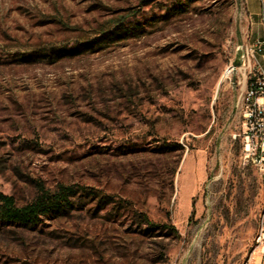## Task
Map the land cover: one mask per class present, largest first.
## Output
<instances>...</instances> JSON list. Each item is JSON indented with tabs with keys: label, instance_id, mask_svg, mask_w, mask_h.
<instances>
[{
	"label": "rangeland",
	"instance_id": "374dc122",
	"mask_svg": "<svg viewBox=\"0 0 264 264\" xmlns=\"http://www.w3.org/2000/svg\"><path fill=\"white\" fill-rule=\"evenodd\" d=\"M255 1L0 0V193L76 192L0 223V264H264L244 69L224 78Z\"/></svg>",
	"mask_w": 264,
	"mask_h": 264
},
{
	"label": "built area",
	"instance_id": "2783aa9c",
	"mask_svg": "<svg viewBox=\"0 0 264 264\" xmlns=\"http://www.w3.org/2000/svg\"><path fill=\"white\" fill-rule=\"evenodd\" d=\"M259 3L264 31V0H259ZM258 55L264 59V35L246 47L245 52L240 56L242 66L237 69H244L248 76L247 88L241 102L243 159L264 174V71L257 61ZM227 69L230 70V74L237 70L230 69V66ZM253 243V253L259 252L261 258H264V207L258 217Z\"/></svg>",
	"mask_w": 264,
	"mask_h": 264
},
{
	"label": "trees",
	"instance_id": "16d2710c",
	"mask_svg": "<svg viewBox=\"0 0 264 264\" xmlns=\"http://www.w3.org/2000/svg\"><path fill=\"white\" fill-rule=\"evenodd\" d=\"M176 148L182 151L180 146ZM74 195L73 188L62 185L54 191L39 188L32 201L19 206L12 196L0 193V223L27 227L36 225L42 217L62 216L70 208Z\"/></svg>",
	"mask_w": 264,
	"mask_h": 264
},
{
	"label": "crops",
	"instance_id": "0c3cea01",
	"mask_svg": "<svg viewBox=\"0 0 264 264\" xmlns=\"http://www.w3.org/2000/svg\"><path fill=\"white\" fill-rule=\"evenodd\" d=\"M251 1H254L255 3H256V1L255 0H251ZM259 1V0H258ZM257 4V3H256ZM247 12H248V14H249V18H250V21L253 19V17H258V21H256V22H252L251 21V25L252 26H256V34H257V36L258 35H260L261 34V36L260 37H262V32H261V28H262V26H261V18H260V3L258 4V9H256L254 12H249V10H248V7H247ZM251 17H252V19H251ZM263 29V28H262ZM264 32V31H263ZM257 38H259V37H257ZM256 38V39H257ZM236 58H234V60H235ZM233 60V61H234ZM232 61V62H233ZM231 62V63H232ZM247 83H248V76H247V74L245 73V71H244V74H243V80H242V93H241V102H242V97H243V95H244V92H245V90H246V88H247Z\"/></svg>",
	"mask_w": 264,
	"mask_h": 264
},
{
	"label": "water",
	"instance_id": "95a60500",
	"mask_svg": "<svg viewBox=\"0 0 264 264\" xmlns=\"http://www.w3.org/2000/svg\"><path fill=\"white\" fill-rule=\"evenodd\" d=\"M242 66V60L241 58H236L230 66V69L236 70L237 68H240Z\"/></svg>",
	"mask_w": 264,
	"mask_h": 264
},
{
	"label": "bare ground",
	"instance_id": "6f19581e",
	"mask_svg": "<svg viewBox=\"0 0 264 264\" xmlns=\"http://www.w3.org/2000/svg\"><path fill=\"white\" fill-rule=\"evenodd\" d=\"M226 70H227V69H226ZM229 74H230V70L228 69V70L225 72V74H224V78H227Z\"/></svg>",
	"mask_w": 264,
	"mask_h": 264
}]
</instances>
